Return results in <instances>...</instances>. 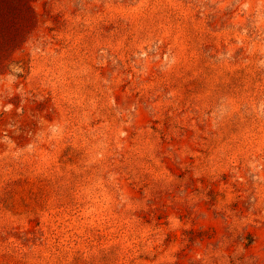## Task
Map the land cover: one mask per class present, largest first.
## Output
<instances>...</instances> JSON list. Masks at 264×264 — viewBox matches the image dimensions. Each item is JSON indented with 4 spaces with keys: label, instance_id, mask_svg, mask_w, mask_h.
Listing matches in <instances>:
<instances>
[{
    "label": "rangeland",
    "instance_id": "1",
    "mask_svg": "<svg viewBox=\"0 0 264 264\" xmlns=\"http://www.w3.org/2000/svg\"><path fill=\"white\" fill-rule=\"evenodd\" d=\"M0 264H264V0H0Z\"/></svg>",
    "mask_w": 264,
    "mask_h": 264
}]
</instances>
